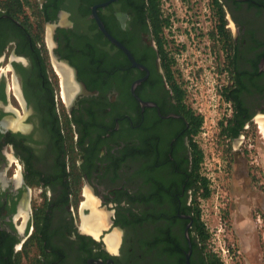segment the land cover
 <instances>
[{"label":"flooded vegetation","instance_id":"obj_1","mask_svg":"<svg viewBox=\"0 0 264 264\" xmlns=\"http://www.w3.org/2000/svg\"><path fill=\"white\" fill-rule=\"evenodd\" d=\"M211 2L224 22L222 155L240 199L264 211V0ZM162 7L0 0V264L204 263L200 118Z\"/></svg>","mask_w":264,"mask_h":264},{"label":"rangeland","instance_id":"obj_2","mask_svg":"<svg viewBox=\"0 0 264 264\" xmlns=\"http://www.w3.org/2000/svg\"><path fill=\"white\" fill-rule=\"evenodd\" d=\"M161 4L170 19L167 39L179 45L170 55L178 80L201 121L197 138L203 152L200 168L210 194L206 199L197 194L196 203L209 235L207 250L224 264H260L257 248L264 237V211L255 207L256 199H240L243 193L236 167L222 155L226 143L220 142V131L228 114L223 97L227 75L221 41L211 36L217 26L215 9L211 0H161ZM250 191L257 195V186L251 185Z\"/></svg>","mask_w":264,"mask_h":264},{"label":"trees","instance_id":"obj_3","mask_svg":"<svg viewBox=\"0 0 264 264\" xmlns=\"http://www.w3.org/2000/svg\"><path fill=\"white\" fill-rule=\"evenodd\" d=\"M158 0H151L153 4H156ZM221 21V22H220ZM219 23H217L215 32L211 35L212 38L215 36H221L224 33V22H222L220 18ZM162 21H159V24H161ZM162 25V24H161ZM201 126V121H198L196 127L199 129ZM201 162V156L199 157L197 161V165ZM200 179V180H199ZM197 181H199V184L196 186V192H200V196L204 199L209 197L210 190L208 187V181L199 178ZM195 226H196V231L199 236V243L202 246V251L204 253V263L203 264H224L221 259L212 251L207 250V241L209 239V235L205 229L204 223L200 220V212L198 207L196 208V214H195Z\"/></svg>","mask_w":264,"mask_h":264},{"label":"water","instance_id":"obj_4","mask_svg":"<svg viewBox=\"0 0 264 264\" xmlns=\"http://www.w3.org/2000/svg\"><path fill=\"white\" fill-rule=\"evenodd\" d=\"M110 1H114V0H110ZM106 4H108V2L102 4L101 6H105ZM93 15H94V17L96 18V21H97L98 27H99L100 31L104 34V36H105L106 38H108V40L112 41V42H113L115 45H117L119 48H121L123 51L126 52V50L123 48V46H122L121 44H119L116 40H114L111 36H109V35L107 34V32L105 31V29H104L102 23L100 22V20L98 19L97 15H96V13H95V8H93ZM72 80L74 81L75 84H77L76 81H75V77H74V76H73V79H72Z\"/></svg>","mask_w":264,"mask_h":264},{"label":"crops","instance_id":"obj_5","mask_svg":"<svg viewBox=\"0 0 264 264\" xmlns=\"http://www.w3.org/2000/svg\"><path fill=\"white\" fill-rule=\"evenodd\" d=\"M245 224V223H244Z\"/></svg>","mask_w":264,"mask_h":264}]
</instances>
